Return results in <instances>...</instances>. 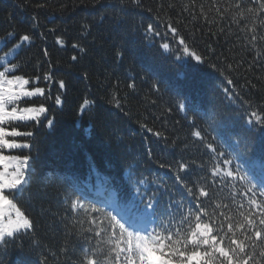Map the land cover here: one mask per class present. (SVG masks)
<instances>
[{
	"label": "trees",
	"instance_id": "1",
	"mask_svg": "<svg viewBox=\"0 0 264 264\" xmlns=\"http://www.w3.org/2000/svg\"><path fill=\"white\" fill-rule=\"evenodd\" d=\"M201 5L208 12L212 0H139L138 4L132 0H0V56L21 35L29 34L31 44L11 60L18 65L16 74L25 78L54 74L51 83L37 82L50 97L29 101L45 104L53 126L48 127L47 121L20 122L26 124L21 131L35 132L36 147L11 151L35 157L30 185L19 197L34 226L0 242V264H80L86 237L92 234L85 231L90 227L86 217L70 208L71 199L77 198L74 193L105 207L114 199L138 200L139 187L146 193L145 202L157 194L158 213L167 210L170 200L183 197L190 202L192 198L176 181L178 163L190 166L180 173L189 186L205 187L217 163L204 143L191 135L193 119L197 126L208 128V141L229 154L233 168L251 172L253 183L264 178V129L245 122L249 102L253 108L264 107V27L257 21L258 38L250 44L246 37L252 33L241 32L229 20L220 21L215 9L208 12V19L219 22L208 23ZM169 23L204 57V63L190 57L175 59L174 54L182 53H177L178 45L166 31ZM148 24L167 36L173 45L170 51L161 48L160 37L146 38ZM244 24L253 26L251 18ZM58 38L62 45L57 44ZM228 79L235 88L226 94L225 87L232 89ZM59 80L65 81V89H59ZM57 95L61 105L55 103ZM85 100L89 104L82 109ZM204 113L220 122L216 131ZM16 139L32 143V138ZM139 180L144 183L137 185ZM235 191L243 187L238 185ZM232 192L231 185H220L209 211L216 203L231 205ZM236 201L244 208L232 205L230 210L240 219L238 211L249 206L240 195Z\"/></svg>",
	"mask_w": 264,
	"mask_h": 264
},
{
	"label": "snow or ice",
	"instance_id": "2",
	"mask_svg": "<svg viewBox=\"0 0 264 264\" xmlns=\"http://www.w3.org/2000/svg\"><path fill=\"white\" fill-rule=\"evenodd\" d=\"M132 2L138 4L139 0ZM212 9H215L220 21L229 20L241 32L252 33L250 38H246L250 44L255 45L258 38L257 21L264 27V0H227L226 4L212 0L208 12ZM185 10L187 11V7ZM208 12L201 5V15L205 20L210 24L218 23L219 21L208 19ZM250 18L253 23L251 28L246 24L241 26L242 22ZM166 31L178 45L177 53H182L174 54L176 60L190 57L197 63H204V57L190 48L177 27L169 23ZM145 35L146 38L160 37L163 41L160 46L166 52L173 46L167 36L162 37L153 24L147 25ZM31 42L32 36L23 34L8 52L0 56V68L3 69L0 70V242H7V238L14 239L34 226L33 220L22 210L19 197L26 191L25 186L30 185L35 157L11 154V151L31 150L36 147L37 142L34 131L20 130L26 126L20 122L35 121L39 125L47 121L48 127L54 124V120L48 118V108L43 102L38 106L29 104L33 97H50L47 89L38 86L37 82L43 80L51 83L54 74L46 72L42 77L25 78L16 74L18 65L11 63L19 50ZM56 42L63 44L59 38ZM73 47L79 46L73 44ZM80 50L84 51L83 48ZM44 54L48 55L46 50ZM76 59V56L72 57L73 61ZM58 84L59 89L66 88L64 80H59ZM227 84L232 89L225 87L226 94L235 88L231 79L227 80ZM128 87L133 88L134 84H129ZM113 100L119 108V100L115 96ZM55 103L62 104L60 95L55 97ZM88 104L89 101L85 100L82 109ZM181 110L187 111L186 105H181ZM203 115L207 117L206 122L212 131H216L220 124L216 117L208 113ZM245 122L249 126L259 125L264 129V107L253 108L249 102L245 109ZM192 124L194 130L191 135L203 142L205 148L212 153L211 159L217 161L211 168L208 187L189 186V182L180 173L188 172L190 166L186 162H179L176 181L192 199L190 202H185L183 197L170 200L164 213L157 212V194L153 193L145 202L146 193L139 187L136 189L138 200L114 199L106 203L105 207H98L82 193H74L77 198L71 199L70 208L74 214L86 217L90 227L85 231L92 234L86 237L87 246L82 249L84 259L80 264H264V178L259 183H253L251 172L246 173L239 166L233 168L229 154L220 152L208 141L205 134L208 128L197 126L195 119ZM154 134L160 136L159 132ZM17 137L32 138V143L20 142ZM161 167L164 165L161 164ZM143 183V180L137 181V185ZM220 185L232 186V204H215V209H229L228 212H217L215 209L209 211V204ZM238 185L243 187V191L239 193L235 191ZM237 195L242 196L249 206L247 211H238L240 219L230 210L232 205L237 210L244 208V204L237 203ZM83 222L82 220L81 223ZM93 238L96 240L95 244L92 243Z\"/></svg>",
	"mask_w": 264,
	"mask_h": 264
}]
</instances>
